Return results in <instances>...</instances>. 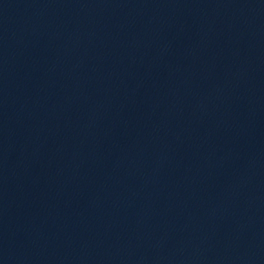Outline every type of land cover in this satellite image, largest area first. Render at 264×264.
I'll return each mask as SVG.
<instances>
[{"label":"water","instance_id":"obj_1","mask_svg":"<svg viewBox=\"0 0 264 264\" xmlns=\"http://www.w3.org/2000/svg\"><path fill=\"white\" fill-rule=\"evenodd\" d=\"M245 264H264V229L257 239Z\"/></svg>","mask_w":264,"mask_h":264}]
</instances>
